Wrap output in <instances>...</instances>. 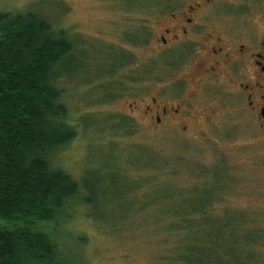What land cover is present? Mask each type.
<instances>
[{"label":"rangeland","instance_id":"1","mask_svg":"<svg viewBox=\"0 0 264 264\" xmlns=\"http://www.w3.org/2000/svg\"><path fill=\"white\" fill-rule=\"evenodd\" d=\"M156 1L161 0H0V13L30 9L56 31L64 29L74 46L56 71L63 75L57 82L64 90L61 101L69 121L79 123V133L50 164L76 178L87 198L59 218L77 264H172L182 241L174 225L183 203L179 187L203 183L208 173L209 187L215 186L213 173L221 168H228L226 216L241 213L264 230V130L248 118L244 105L225 99L226 85L200 91L205 110L215 111L210 120L157 126L145 118L143 110L161 84L150 73L141 83L134 69L154 48L142 51L138 38L130 36L141 30L143 18H150L148 26L158 33L161 22L149 6ZM145 3L142 9L131 5ZM125 56L131 63L102 81V73ZM177 82L175 76L166 80L165 89L177 93ZM198 87L184 84L186 95L195 96ZM252 249L243 264H264V241Z\"/></svg>","mask_w":264,"mask_h":264},{"label":"trees","instance_id":"2","mask_svg":"<svg viewBox=\"0 0 264 264\" xmlns=\"http://www.w3.org/2000/svg\"><path fill=\"white\" fill-rule=\"evenodd\" d=\"M73 50L67 32L36 12L0 13V264H77L59 218L87 198L76 178L50 164L79 133L61 101L64 90L57 82L63 75L56 71ZM227 171L213 173L215 186L209 187L206 172L203 183L179 187L183 203L174 225L182 241L172 264H243L252 246L264 241L253 219L226 216Z\"/></svg>","mask_w":264,"mask_h":264},{"label":"flooded vegetation","instance_id":"3","mask_svg":"<svg viewBox=\"0 0 264 264\" xmlns=\"http://www.w3.org/2000/svg\"><path fill=\"white\" fill-rule=\"evenodd\" d=\"M131 5L148 7L147 3ZM149 6L151 10L155 7L161 22L158 33L154 35L148 26L150 18H143L144 27L130 36L138 38L142 51L154 48L153 56L141 57L134 69L141 83L150 73L162 86L145 106V118L157 126L210 120L215 111L205 110L200 91L211 84H224L225 99L244 105L248 118L260 122L264 130V0H161ZM131 59L122 57L102 81H110L105 79L118 67H127ZM174 76L177 93H170L165 81ZM189 82L199 86L193 97L185 92L184 84ZM110 84L116 89L113 80Z\"/></svg>","mask_w":264,"mask_h":264}]
</instances>
